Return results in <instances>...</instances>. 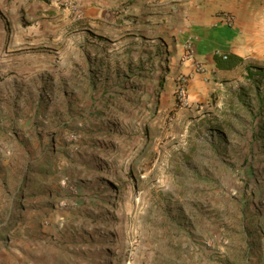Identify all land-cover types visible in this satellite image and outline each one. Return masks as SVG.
Masks as SVG:
<instances>
[{
    "label": "rangeland",
    "instance_id": "1",
    "mask_svg": "<svg viewBox=\"0 0 264 264\" xmlns=\"http://www.w3.org/2000/svg\"><path fill=\"white\" fill-rule=\"evenodd\" d=\"M223 2L0 0V264H264V55L178 95Z\"/></svg>",
    "mask_w": 264,
    "mask_h": 264
},
{
    "label": "crops",
    "instance_id": "2",
    "mask_svg": "<svg viewBox=\"0 0 264 264\" xmlns=\"http://www.w3.org/2000/svg\"><path fill=\"white\" fill-rule=\"evenodd\" d=\"M250 1L224 0L223 7L217 10L214 17L204 16L198 24L189 23L187 25V37L194 38L195 57L206 67L203 75L197 74L193 71L191 62L183 60L178 72L189 75L188 90L200 93L207 87L204 80L212 73L218 78L226 75L233 77V72L244 60H249L255 54L262 58L264 55V24L254 20L256 0L251 3ZM261 2L259 6L263 5L264 9V0ZM223 14H230L234 17L232 26L222 21ZM217 53L218 55L232 54L239 59V64L230 69H220L215 62Z\"/></svg>",
    "mask_w": 264,
    "mask_h": 264
},
{
    "label": "built area",
    "instance_id": "3",
    "mask_svg": "<svg viewBox=\"0 0 264 264\" xmlns=\"http://www.w3.org/2000/svg\"><path fill=\"white\" fill-rule=\"evenodd\" d=\"M222 18H223L222 21L226 25H228V26L233 25L234 17L232 15L223 14ZM183 49H184V58H185V60L191 62L193 71L197 74L203 75L206 72V67L202 61H200L199 59H197L195 57L194 38L192 36L187 38L184 41ZM221 56L224 60L227 59L226 54H223ZM187 81H188L187 75H185V74L179 75V77H178V95H179V99L181 101H184L186 98V94H187L186 83H187Z\"/></svg>",
    "mask_w": 264,
    "mask_h": 264
},
{
    "label": "trees",
    "instance_id": "4",
    "mask_svg": "<svg viewBox=\"0 0 264 264\" xmlns=\"http://www.w3.org/2000/svg\"><path fill=\"white\" fill-rule=\"evenodd\" d=\"M216 66L220 69H230L239 64V59L232 54L227 55V59L224 60L221 55H215ZM161 84V82H159Z\"/></svg>",
    "mask_w": 264,
    "mask_h": 264
}]
</instances>
